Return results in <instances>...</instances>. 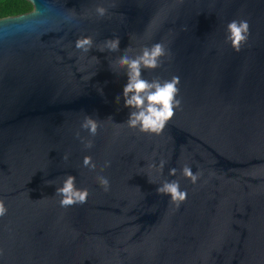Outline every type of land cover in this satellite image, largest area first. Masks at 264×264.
I'll use <instances>...</instances> for the list:
<instances>
[{
  "label": "water",
  "instance_id": "water-1",
  "mask_svg": "<svg viewBox=\"0 0 264 264\" xmlns=\"http://www.w3.org/2000/svg\"><path fill=\"white\" fill-rule=\"evenodd\" d=\"M26 1L0 19V264H264V0ZM233 20L250 25L239 51ZM116 36L119 52L98 51ZM156 43L166 55L142 75L179 77L181 100L159 135L127 125L117 60ZM66 175L85 204L61 207ZM166 180L187 192L179 206L157 192Z\"/></svg>",
  "mask_w": 264,
  "mask_h": 264
},
{
  "label": "clouds",
  "instance_id": "clouds-1",
  "mask_svg": "<svg viewBox=\"0 0 264 264\" xmlns=\"http://www.w3.org/2000/svg\"><path fill=\"white\" fill-rule=\"evenodd\" d=\"M96 12L100 17L107 14V9L103 6H98ZM250 25L246 20H233L227 25L226 39L231 42L232 47L239 51L243 43H246L249 36ZM120 37L106 39L103 46L98 49L100 52H119ZM93 38L91 36L79 37L75 46L77 49L88 52L93 47ZM129 48L124 50V55L117 58L119 67L124 69L127 75V84L123 88L124 107L129 109V117L126 123L131 128H138L142 133L161 134L167 123L174 117L175 110L180 108L181 100L177 98L179 93L178 85L179 77L173 76L170 80H164L160 77H154L151 80L145 79L142 75L145 69H156L161 66L160 58L166 55L164 46L161 43H156L151 47H144L142 52L134 57L127 53ZM121 97H116V102H120ZM82 129L89 132L91 136H95L98 129L97 120L91 115H86L81 125ZM77 138L84 143L86 148L92 147V141L80 137L77 133ZM64 160L68 159V155L63 156ZM167 161L161 159L159 165L155 163L150 167L163 171ZM83 166L90 171H95L96 165L93 163L90 156H85ZM105 166H110V162H106ZM176 168L169 169V175L175 176ZM182 174L196 183L200 173H194L192 168L185 165L182 169ZM99 184L109 190L110 182L104 176H98ZM48 184H53V181H47ZM159 194L167 195L171 201L177 206L187 199V192L182 191L178 180L164 181L157 188ZM56 196H60L59 201L61 207H70L75 204L83 205L88 198L87 189H80L76 185V177L66 175L62 181V185L57 187ZM8 209L5 206L3 199H0V217L6 215Z\"/></svg>",
  "mask_w": 264,
  "mask_h": 264
},
{
  "label": "trees",
  "instance_id": "trees-1",
  "mask_svg": "<svg viewBox=\"0 0 264 264\" xmlns=\"http://www.w3.org/2000/svg\"><path fill=\"white\" fill-rule=\"evenodd\" d=\"M32 9L26 0H0V19L26 14Z\"/></svg>",
  "mask_w": 264,
  "mask_h": 264
}]
</instances>
